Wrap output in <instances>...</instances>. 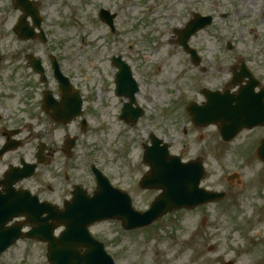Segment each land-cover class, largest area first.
I'll return each mask as SVG.
<instances>
[{
    "label": "rangeland",
    "instance_id": "374dc122",
    "mask_svg": "<svg viewBox=\"0 0 264 264\" xmlns=\"http://www.w3.org/2000/svg\"><path fill=\"white\" fill-rule=\"evenodd\" d=\"M41 1L43 30L53 43L66 42V64L83 90L90 121L85 142L90 151L83 148L82 152L90 153L91 161L103 168L111 183L129 194L133 208L145 211L159 194L139 188L147 171L142 149L150 133L165 141L170 153L182 160H201L206 169L201 186L224 193L221 202L170 213L147 228L125 232L118 221H107L92 226L91 235L104 244L116 264H264V166L250 152L255 133L240 134L224 146L215 126L195 129L186 111L188 103L204 101L202 88L218 90L225 78L217 72L220 29L225 30V38L235 37L234 45L264 53V24H252L248 12L242 29L235 18L225 26L215 19L208 30L191 39L202 50L199 65L205 71L200 72L189 65L188 57L176 45L173 32L181 29L185 20L155 21L166 12L155 9L150 0H117L122 11L116 17L117 33L113 36L94 12L96 6H105L103 0H89L95 6H83L80 0ZM253 1L264 5V0H245V7ZM151 8L150 18L145 20ZM185 9L182 3L174 6L183 17H187ZM226 10H230L228 5ZM14 12L10 0H0V18L5 16L8 21L1 29L6 35L9 23L18 16ZM239 33L242 39H238ZM111 55L122 57L139 85L136 104L143 117L134 126L118 119L120 105L114 96L116 69L109 62ZM233 174L238 177L229 181ZM82 175L85 190H94L84 169ZM1 259L4 264H46L44 248L38 243H19Z\"/></svg>",
    "mask_w": 264,
    "mask_h": 264
},
{
    "label": "flooded vegetation",
    "instance_id": "af4514ba",
    "mask_svg": "<svg viewBox=\"0 0 264 264\" xmlns=\"http://www.w3.org/2000/svg\"><path fill=\"white\" fill-rule=\"evenodd\" d=\"M10 1L12 9L18 16L9 23V35L1 31L8 22L6 17L0 18V196H7L13 191H28L39 200L63 209V206L71 201L76 187H80L87 195L95 191L94 188L85 190L86 182L82 175V159L88 156L82 150L83 148L85 151L89 150V144L83 140L84 134L89 131L86 118L88 112L84 105V118L80 113L78 101L83 100V97L80 88L74 83L72 74L74 70L66 64V42L53 43L50 34L42 30L44 22L41 17L42 1L29 0L30 8L27 9L29 13L26 17L25 11L19 8V1ZM80 1L83 6H95L89 0ZM103 1L105 6L96 8L107 12V16H113L112 24L117 28L116 17L122 11L120 8L122 4H117V0ZM150 2L155 9L166 12L159 14L155 21L170 22L173 19H184V24H201L204 18L209 17L211 27L215 19L225 26L231 24L235 18L239 29H242L244 13L248 12V19L252 24H256L257 21L264 24V5L263 7L255 5V1L248 5V8L245 7V0H233L236 4L229 0H150ZM181 3L186 7L184 11L187 17L174 11V6ZM227 5L230 7L229 11L226 10ZM152 11L153 8L147 9L145 20L150 18L149 13ZM34 12L35 22H39L43 35L35 28L30 15ZM98 13L96 17L101 22ZM196 19L201 20L196 23ZM30 30L32 36H25ZM220 30L223 33L218 34L217 38L220 52L217 72L225 78L221 80L222 84L218 91L224 96L240 98V101H243L241 103H245L248 108L252 107L253 103L257 104V95L260 94V103L264 106L263 50L253 52L250 48L238 47V44L233 43L235 37L233 40L227 39L224 36L225 30ZM175 32L176 30L173 33ZM239 36L238 39H242L243 34L239 33ZM192 38L188 44L196 51L198 66H193L191 56L182 49L181 51L188 57L189 65L204 72L205 69L199 65L202 50L199 45L191 43ZM58 72L69 81V85L60 84ZM250 111L251 109H245L242 115H249ZM251 133H255V140L252 143L254 147H258L264 141V127L242 134ZM89 177L94 184L95 180L92 176ZM22 221L21 219L11 221L6 225V229L11 230ZM28 230L29 228H26L23 232ZM60 230L62 231V228ZM2 241L10 243L12 236H6ZM19 243L39 244L31 240H21ZM16 245L17 243L12 245L6 252Z\"/></svg>",
    "mask_w": 264,
    "mask_h": 264
},
{
    "label": "water",
    "instance_id": "95a60500",
    "mask_svg": "<svg viewBox=\"0 0 264 264\" xmlns=\"http://www.w3.org/2000/svg\"><path fill=\"white\" fill-rule=\"evenodd\" d=\"M192 27L194 28V26ZM189 32L181 36L179 41L181 45L185 46L190 35ZM128 79L130 86L126 87L125 81ZM124 87L127 90H124ZM122 91H125V95L129 96L133 102V95L137 88L134 82H131L129 71L128 73L127 71L121 72L117 77V93L121 94ZM204 94L207 104L202 107L194 105L189 107L192 121L196 125L218 124L220 135L225 141L234 138L241 129L252 128L259 124L258 121L237 125L231 108L227 105H223V108L220 107L218 93L206 92ZM160 143L152 140V146L147 147L143 155V162L150 167V174L143 178L141 187L162 191L161 196L145 213L134 212L127 197L113 191L102 180H99V192L88 201H77L68 206L59 215V220L50 215L54 212L51 206L38 204L35 199L32 200L26 195L18 194L12 202L0 200V228H2L1 224L6 222L5 214H9L11 217L23 215L27 222L36 226L27 236L38 237L48 243V259L51 264H111L100 254L102 249L99 244L88 237L87 226L97 221L118 219L126 230L141 228L150 225L173 210L193 208L201 204L215 202L223 197L222 194L199 189V181L203 175L200 165L181 164L177 158L170 157L167 146L160 147ZM258 155L264 161V150H261ZM43 214L49 215L42 217ZM49 220L60 221L66 225V231L59 239H53V229L47 224ZM79 247H88L89 251L79 256L75 249Z\"/></svg>",
    "mask_w": 264,
    "mask_h": 264
}]
</instances>
